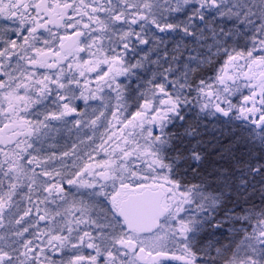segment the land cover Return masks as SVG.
Masks as SVG:
<instances>
[{
	"label": "snow or ice",
	"instance_id": "obj_1",
	"mask_svg": "<svg viewBox=\"0 0 264 264\" xmlns=\"http://www.w3.org/2000/svg\"><path fill=\"white\" fill-rule=\"evenodd\" d=\"M0 264H264V0H0Z\"/></svg>",
	"mask_w": 264,
	"mask_h": 264
},
{
	"label": "trees",
	"instance_id": "obj_2",
	"mask_svg": "<svg viewBox=\"0 0 264 264\" xmlns=\"http://www.w3.org/2000/svg\"><path fill=\"white\" fill-rule=\"evenodd\" d=\"M136 87V83L135 81H133L130 85H129V90L133 89ZM131 104V101L129 102ZM130 111L134 110V106L132 108L129 109Z\"/></svg>",
	"mask_w": 264,
	"mask_h": 264
},
{
	"label": "flooded vegetation",
	"instance_id": "obj_3",
	"mask_svg": "<svg viewBox=\"0 0 264 264\" xmlns=\"http://www.w3.org/2000/svg\"><path fill=\"white\" fill-rule=\"evenodd\" d=\"M72 139H75V137H73ZM67 159V158H66ZM97 159H99V157H97ZM69 163H71V161L69 160Z\"/></svg>",
	"mask_w": 264,
	"mask_h": 264
}]
</instances>
